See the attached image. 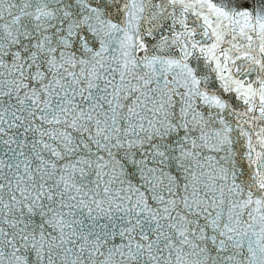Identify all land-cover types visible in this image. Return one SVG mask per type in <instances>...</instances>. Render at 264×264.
<instances>
[{"label": "snow or ice", "instance_id": "snow-or-ice-1", "mask_svg": "<svg viewBox=\"0 0 264 264\" xmlns=\"http://www.w3.org/2000/svg\"><path fill=\"white\" fill-rule=\"evenodd\" d=\"M0 264H264V0H0Z\"/></svg>", "mask_w": 264, "mask_h": 264}]
</instances>
